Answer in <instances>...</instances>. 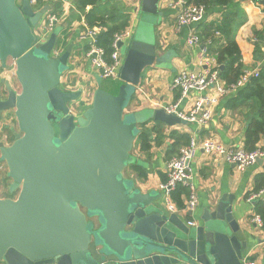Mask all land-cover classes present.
<instances>
[{
  "label": "water",
  "instance_id": "obj_1",
  "mask_svg": "<svg viewBox=\"0 0 264 264\" xmlns=\"http://www.w3.org/2000/svg\"><path fill=\"white\" fill-rule=\"evenodd\" d=\"M161 1L141 0L137 31L119 44V92L103 88L97 74L92 103L82 109V87L61 88L74 44L54 56L59 32L43 30L47 38L38 41L50 6L0 0V65H10L20 85L4 78L0 90V118L12 113L18 124L12 142L0 140L9 192H18L0 195V264H243L248 239L232 195L191 227L164 212L162 193L144 192L125 173L140 163L133 150L141 124L187 123L166 108L127 112L145 70L162 64L155 41Z\"/></svg>",
  "mask_w": 264,
  "mask_h": 264
},
{
  "label": "crops",
  "instance_id": "obj_2",
  "mask_svg": "<svg viewBox=\"0 0 264 264\" xmlns=\"http://www.w3.org/2000/svg\"><path fill=\"white\" fill-rule=\"evenodd\" d=\"M104 1H109L112 5L118 6L122 12L129 15V24L126 28L132 29L134 36L141 13V0ZM171 1H161L160 11L163 12V15L159 17V23L155 27L157 53L163 57L161 59L162 64L153 65L145 70L141 83L136 88L135 95L127 108L129 113L138 112L142 116L148 109L167 108L169 105L179 103V109L187 110L193 105L198 92H192L181 100L180 91L172 88L173 79L182 69L203 71L217 68L219 70V64L209 49L210 46L216 43L220 44L225 40L220 31H215L213 37L207 38L206 25L220 21L224 11L228 8H233L237 12V21H243L235 34L242 55L243 71H256L264 68V0H227L228 4L206 8V14L201 21L183 27L178 25L179 8L171 7ZM36 5L38 8L44 5L50 6V10L46 14L47 16L58 15L59 20L56 26L61 28L59 37L66 39L68 44H74L70 67L63 74L62 83L76 86V89L81 86H90L95 90L98 86L95 76L99 72L92 65L90 59L86 57L87 42L84 43L80 40V34L84 30L82 25L83 13L77 9L73 0H42L40 5L37 2ZM90 8L91 6H88L87 11ZM55 9H58L59 12L53 13ZM79 16H81V20ZM192 31L201 36V45H188L186 43V38ZM207 43L208 53L207 56L203 57L201 47ZM223 67L224 65H220V68ZM4 78L10 80L12 86L19 90L20 85L14 77L12 67L0 68V90L5 88V84L2 82ZM109 84L104 83L103 88L116 92L117 88H113L112 84ZM246 84L220 100L211 121L205 126L197 128L200 138H213L226 145L245 146V137L249 125L247 117L250 111L249 105L246 104L247 102L237 104L232 100ZM141 118L143 120L144 117ZM12 121H14L12 116L7 114L0 118V134L2 133L0 140H3L4 134L9 138L8 133H4L6 129L7 131L8 128L15 130ZM145 124L146 126L143 128L150 131V149L142 151L137 138L133 153L148 171V176L140 178L130 168H127L125 173L126 176L136 179L144 192L162 193L160 183L167 179V161L171 156L177 155L181 147L188 144L190 129L195 128V126L187 123L169 126L153 119L147 120ZM9 140L12 142L10 138ZM256 147L264 148V137L257 142ZM173 152L175 153L172 154ZM191 167L199 196L197 208L193 212L184 209L188 190L179 187L184 189L182 194L184 207L178 206L179 210L172 213L167 209L163 196H161L157 201L162 203L164 212L176 214L187 224L189 221H194L198 225L201 223L207 208H211L212 204L216 203L222 196L232 195L234 197L233 212L248 239V248L244 252L243 264L247 261L264 264V207L261 208L262 212H258L256 208L260 200L264 202V193L260 197L253 198V195L257 193L254 192L257 176L264 174V157H260L255 164L244 170H239L234 164L199 151L191 162ZM174 193L173 196L175 197ZM175 201L178 204V201ZM256 216L261 217L262 225L255 221Z\"/></svg>",
  "mask_w": 264,
  "mask_h": 264
},
{
  "label": "built area",
  "instance_id": "obj_3",
  "mask_svg": "<svg viewBox=\"0 0 264 264\" xmlns=\"http://www.w3.org/2000/svg\"><path fill=\"white\" fill-rule=\"evenodd\" d=\"M36 4L37 0H33ZM171 7L179 8L178 10V25L179 27L189 26L201 21L206 14V7L204 5L192 4L187 0H172L170 2ZM59 18L56 14L47 16V19L42 21L39 30V42H42L47 37L42 33L43 30H47L48 33L54 30ZM84 30L80 34V40L84 41L89 47L85 50L86 57L90 59L92 65L98 70L100 76L103 79H116L120 78V69L124 62V54L120 42H124L126 45L133 37V31L130 28L118 32L114 36L112 43L113 52L110 60H107L105 55V49L98 46L96 43V36L106 30L104 26L89 27L83 17ZM188 45H201V36L192 31L186 38ZM202 56H207L208 43L201 47ZM64 49L58 45L52 52V55L59 56ZM14 64V63H13ZM259 70L250 71L245 70L236 82L228 83L220 76V71L217 68L195 71L182 69L173 79L172 88L178 89L181 93V100L185 99L190 93L198 92V95L194 98L193 105L187 110L179 109V103L167 106L168 112H174L179 117L184 119L188 125H194L195 128L190 129V138L188 144L181 147L177 155L173 156L167 161V179L160 183V189L162 192L164 203L167 209L175 213L179 210V205L174 199L173 193L179 188L184 187L188 190V197H186V203L184 209L193 212L199 203V196L197 186L194 182L192 175L191 162L195 159L199 151H203L206 154L221 158L228 163L234 164L239 170H244L252 164H255L260 157H264V148H256L248 151L244 147L235 145H226L213 138H200L197 128H201L208 124L215 114V109L220 100L229 93L237 90L246 83H248L252 77L259 76ZM67 88H73L76 90V86L67 84ZM82 87V97L77 105L80 104L82 109L89 107L92 103L93 88L90 86ZM1 132V126H0ZM5 133V132H4ZM3 141L6 144L10 143L7 135L4 134ZM6 162L1 157L0 152V173L7 174ZM8 171V169H7ZM264 188L255 193L253 198L262 196ZM255 221L262 225V219L260 216H256ZM190 226L197 225L194 221H189ZM244 264H258L255 261H247Z\"/></svg>",
  "mask_w": 264,
  "mask_h": 264
},
{
  "label": "trees",
  "instance_id": "obj_4",
  "mask_svg": "<svg viewBox=\"0 0 264 264\" xmlns=\"http://www.w3.org/2000/svg\"><path fill=\"white\" fill-rule=\"evenodd\" d=\"M187 1L192 4L194 3L198 5H204L207 9L211 6L225 5L229 3L227 0ZM37 3L38 5H40L42 3V0H37ZM73 3L77 7V9H79L83 13L85 22L89 27L92 28L98 25L106 27L105 31L100 32L96 36V43L98 46H101L105 49V57L107 60H110L113 52L112 43L114 41V36L116 33L126 29L129 24V15L127 13L122 12V10L118 8V6L112 5L109 1L73 0ZM88 6H91V8L87 11ZM57 12H59L58 9L53 10V13ZM236 13L237 12L233 8H228L224 11L223 17L220 21H218L217 23L206 25L207 38L213 37L215 35V31H220L225 40V42H221L220 44L216 43L213 46H210L209 51H211V55L216 58L219 64L221 78L226 80V82L228 83L236 82L244 72L243 63L241 61V51L235 39L236 31L238 27L243 23V21H237L238 16ZM79 19L81 20V16H79ZM57 45L60 48L65 49V47L68 45V42L66 41V39L60 38ZM88 48L89 47L86 46L85 50H88ZM220 65H224V67L220 68ZM259 73V76L252 77L248 84H246L244 88L239 90L235 98H233L232 100L237 104H244L243 102H247L246 104L249 105L250 111L247 114L249 125L246 132L244 146V148L248 151L256 149L257 142L262 137H264V68L259 70ZM119 90L120 88L115 93H118ZM145 123L141 124L140 133L138 136V141L141 145L142 151H147L150 149L151 140L150 131L146 130L147 128H143L144 126H146ZM5 132L8 133L9 138L13 141L14 135L12 130L8 128V131L6 129ZM173 148H175V145H173ZM174 153L175 152H173L172 154ZM172 157L173 156H171L170 158ZM128 168L136 172L140 178H146L148 176V171L144 168L141 163L137 162L135 164H131ZM5 177H8L7 174L1 172L0 188L3 190L5 189V187L6 189H8L10 184V181L7 183ZM8 180H10L9 177ZM5 182L8 185H6ZM256 184L257 185L255 187L254 192H259L264 188V174L257 176ZM183 193V188H178L177 191L174 193V198L178 201L179 207H184V203L182 201ZM17 194L18 192H15L11 197H14V195L17 196ZM0 195L1 197H8L3 195L1 191ZM262 207H264V202L260 200L256 207L257 211L262 212Z\"/></svg>",
  "mask_w": 264,
  "mask_h": 264
},
{
  "label": "rangeland",
  "instance_id": "obj_5",
  "mask_svg": "<svg viewBox=\"0 0 264 264\" xmlns=\"http://www.w3.org/2000/svg\"><path fill=\"white\" fill-rule=\"evenodd\" d=\"M141 15H142V13H140V15H139V18H138V23H137V26H136V28H135V33H136V31H137V29H138V26H139V20H140V18H141ZM47 19V14H45V16H44V18L42 19V21L44 22V20H46ZM57 25V24H56ZM55 25V27H54V31L55 32H59L60 33V30H61V28L59 27V26H56ZM14 62L12 61V60H10L9 61V64H13ZM10 66V65H9ZM0 68H1V65H0ZM8 68V67H7ZM2 69V68H1ZM67 69L68 68H65V72L67 71ZM15 77V76H14ZM112 84L111 86H113V88L114 87H116L117 88V90L121 87V85H124L123 83V80L121 79V78H116V79H105L104 81H103V85L102 86H105L104 85V83H106V84ZM109 84V85H110ZM118 86V87H117ZM10 116H12V118H13V120L14 121H12L13 122V124L14 125H12V126H14L15 127V131H18V124H17V121H16V118H15V115H13L12 113L10 114ZM126 119H130V115H126V117H125ZM7 126V125H6ZM11 130H13V128H11ZM5 132V131H4ZM5 133H7V132H5ZM0 137L2 138V133L0 134ZM134 151V150H133ZM7 164V163H6ZM7 169H8V167H7V165H6V169H5V171L8 173V171H7ZM5 179H6V181H7V183L10 181V180H8V177H5ZM6 183V182H5ZM6 183V185H8ZM0 191H1V193L3 194V195H5V196H8V197H11V196H13V194L14 193H10V192H8V189H6V187H5V189L3 190V189H1L0 188ZM16 195H14V197H15Z\"/></svg>",
  "mask_w": 264,
  "mask_h": 264
},
{
  "label": "flooded vegetation",
  "instance_id": "obj_6",
  "mask_svg": "<svg viewBox=\"0 0 264 264\" xmlns=\"http://www.w3.org/2000/svg\"><path fill=\"white\" fill-rule=\"evenodd\" d=\"M66 87H67V85H66L65 83H62L61 88H62V89H66ZM109 91H110V90H109ZM111 92L115 93V91H111Z\"/></svg>",
  "mask_w": 264,
  "mask_h": 264
}]
</instances>
